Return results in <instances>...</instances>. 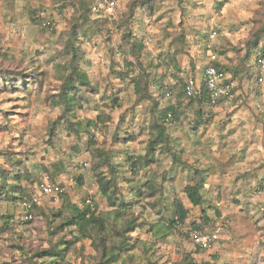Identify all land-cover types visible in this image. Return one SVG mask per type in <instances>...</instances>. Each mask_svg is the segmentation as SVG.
Wrapping results in <instances>:
<instances>
[{
  "label": "clouds",
  "instance_id": "9594fccd",
  "mask_svg": "<svg viewBox=\"0 0 264 264\" xmlns=\"http://www.w3.org/2000/svg\"><path fill=\"white\" fill-rule=\"evenodd\" d=\"M0 264H264V0H0Z\"/></svg>",
  "mask_w": 264,
  "mask_h": 264
}]
</instances>
